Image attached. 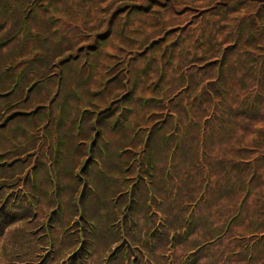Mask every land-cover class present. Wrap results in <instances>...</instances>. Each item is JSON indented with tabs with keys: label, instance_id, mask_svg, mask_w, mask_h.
I'll use <instances>...</instances> for the list:
<instances>
[{
	"label": "trees",
	"instance_id": "16d2710c",
	"mask_svg": "<svg viewBox=\"0 0 264 264\" xmlns=\"http://www.w3.org/2000/svg\"><path fill=\"white\" fill-rule=\"evenodd\" d=\"M1 52L59 77L0 70V264H264V0H0Z\"/></svg>",
	"mask_w": 264,
	"mask_h": 264
},
{
	"label": "rangeland",
	"instance_id": "374dc122",
	"mask_svg": "<svg viewBox=\"0 0 264 264\" xmlns=\"http://www.w3.org/2000/svg\"><path fill=\"white\" fill-rule=\"evenodd\" d=\"M139 1H141V0H139ZM208 3V1L206 2V4ZM205 4V5H206ZM214 4V3H213ZM200 5H204L203 3L202 4H200ZM173 7H172V10H170V11H168V13L165 15V16H163V18H161V20L162 21H164V23L165 24H172V23H174V22H181V21H183L186 17V19L183 21L184 23H185V21H188L189 19H190V22H193L194 20H196V18H199V14H191L192 13V11H190L189 13V15H186V10H188V8H186V7H184V5L183 4H180V5H176V7L174 8V5H172ZM174 8V9H173ZM216 8L217 9H219L220 8V6H216ZM216 9V10H217ZM134 9L133 8H131L130 9V11L132 12ZM155 10H156V12L157 11H160L159 9H158V7H155ZM101 11V10H100ZM136 11L134 10L133 11V13H135ZM155 12V11H154ZM153 12V13H154ZM161 15V14H160ZM54 16V15H53ZM144 16V15H143ZM162 16V15H161ZM142 17V16H141ZM58 18V17H57ZM100 18H101V16H99V12L97 13V16H96V19L95 20H93V22L95 23V25H97V24H100ZM146 19V18H145ZM97 23V24H96ZM138 23H139V21H134V22H132V24L130 25V26H128V28H127V30L124 32V35L122 36V37H115V38H113L112 40H109L107 43H106V46H105V48H104V51L105 52H112V51H117V50H119V48H118V46L121 44V40H126V41H128V42H131L132 41V38H134V37H136V38H141V37H144V36H146V35H150V36H155V35H159V34H161V30H159V29H154V30H151V29H148V27H142L143 28V32H137L136 30H134V28L135 27H137L138 26ZM185 24H189V22L188 23H185ZM178 30V29H177ZM172 36L173 35H171V33H170V35H169V37L167 38V42L166 43H169L170 42V38H172ZM156 37V36H155ZM137 40H139L138 42H137ZM141 43H142V41H141V39H136V47H139L140 45H141ZM164 45V44H163ZM165 46V45H164ZM163 46V47H164ZM121 49V48H120ZM84 53H86V50H84ZM83 53V56L84 57H86V55ZM98 53V52H97ZM8 55H9V53L8 52H1L0 53V70H1V72H7V69H12V70H17V77H16V79H15V83L17 84V85H19V86H22L23 84H25V83H29L30 82V77L29 76H26V72L24 71V67H25V65L23 64V65H20V67L18 68V65H7V58H8ZM118 59H120V60H122V57L120 56ZM109 63V62H111V61H109V60H107V59H105V63ZM120 62H123V61H120ZM103 64V63H102ZM102 64H100V65H102ZM54 67V66H53ZM56 74H58L57 73V71H56ZM100 74V75H99ZM99 75V76H98ZM24 77V81H23V78ZM94 77L95 78H97V79H94ZM104 77H106V75L104 74H102V72L101 73H99L98 71H96L95 73H94V75L92 76V80H93V82H95L96 84L97 83H100V86L101 85H103V82L102 81H104ZM27 85V84H26ZM32 84H30V85H27V88L28 87H30ZM99 85V84H98ZM177 89H179V88H177ZM186 92H180L179 93V95H180V97H182L184 94H185ZM146 95H150L149 94V92H147L146 93ZM161 100H158V102H157V100L155 101V102H157V103H152L153 104V106L155 107V108H158V103L160 102ZM159 116V115H158ZM168 116V115H167ZM182 128V127H181ZM77 136V135H76ZM250 139V137L248 136L247 137V140H249ZM83 142V141H82ZM84 144V143H83ZM224 146H218V147H216V149H222ZM83 149H85L86 151H88V147L86 148V147H83ZM129 152H131V151H129ZM78 152L75 150V149H73V156L71 157L72 158V161H70L69 163H68V167H67V169L64 171L65 173H67L70 169H72L76 164H77V156H78ZM120 157H122V154L120 155ZM84 160V159H83ZM53 169H54V165L53 166H49V172H48V175H50V176H52V182L54 183V185H55V188H54V190L52 191V193H53V195H54V197L56 198V196H57V187L59 186L60 188H62V187H64L65 186V184H62L61 182H56L55 181V179H54V177H53ZM103 174V173H102ZM80 174H77V176H79ZM83 178H85V177H83ZM85 182V181H84ZM21 183V181H18L17 183H15L13 186H11V187H13V189H15V192L14 193H11L10 194V196L7 198V200L8 199H11L12 201H21V199H22V196H23V189H17V188H15V187H17L19 184ZM136 186H138L137 184L135 185V187ZM10 187V188H11ZM8 191V190H7ZM235 195L236 194H233L231 197H227L226 199H222V202L224 201L225 203H228V205L232 208V211H233V213H235L236 211H237V209H238V205L239 204H237V206H236V200H235ZM24 203L22 204V207L21 208H19V210H20V212L23 210V207H24ZM227 207V206H226ZM33 209H34V207H33ZM236 209V210H235ZM235 211V212H234ZM48 213H50V210H48L47 211ZM38 219V218H37ZM55 220H57V219H55ZM35 221L33 220V221H31L30 222V225H31V227H33V223H34ZM240 223H243V222H240ZM63 226L64 225H62V226H59L58 228H54V230H56V231H59V230H61V229H63ZM241 226V225H240ZM239 226V227H240ZM71 228V227H70ZM42 229V228H41ZM41 229H39V230H41ZM247 241H249V240H247ZM251 243V242H250Z\"/></svg>",
	"mask_w": 264,
	"mask_h": 264
}]
</instances>
